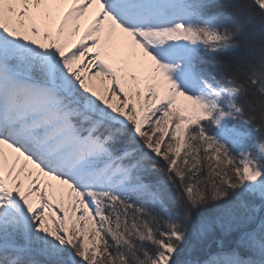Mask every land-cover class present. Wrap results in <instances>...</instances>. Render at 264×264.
I'll list each match as a JSON object with an SVG mask.
<instances>
[{
  "label": "snow or ice",
  "instance_id": "obj_1",
  "mask_svg": "<svg viewBox=\"0 0 264 264\" xmlns=\"http://www.w3.org/2000/svg\"><path fill=\"white\" fill-rule=\"evenodd\" d=\"M0 264H264V0H0Z\"/></svg>",
  "mask_w": 264,
  "mask_h": 264
}]
</instances>
